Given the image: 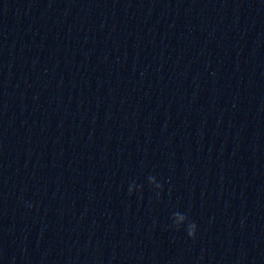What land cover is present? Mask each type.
Here are the masks:
<instances>
[{
	"label": "clouds",
	"instance_id": "9594fccd",
	"mask_svg": "<svg viewBox=\"0 0 264 264\" xmlns=\"http://www.w3.org/2000/svg\"><path fill=\"white\" fill-rule=\"evenodd\" d=\"M147 182L149 185L153 186L156 191V198L159 199L160 192L163 190V184L157 181V178L155 176H148ZM142 185H137L135 181L129 184L128 187V194L131 196L134 191H141ZM172 225L176 230H180L181 227H185V230L187 232V236L189 238L194 239L197 232V225L195 222L189 221L188 216L185 213H182L180 211H175L172 213Z\"/></svg>",
	"mask_w": 264,
	"mask_h": 264
}]
</instances>
